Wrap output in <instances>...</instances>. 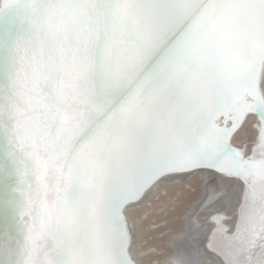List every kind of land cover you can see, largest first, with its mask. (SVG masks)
I'll return each instance as SVG.
<instances>
[{
  "label": "snow or ice",
  "instance_id": "obj_1",
  "mask_svg": "<svg viewBox=\"0 0 264 264\" xmlns=\"http://www.w3.org/2000/svg\"><path fill=\"white\" fill-rule=\"evenodd\" d=\"M0 133V264H137L128 209L205 168L243 184L212 250L264 264V0H5Z\"/></svg>",
  "mask_w": 264,
  "mask_h": 264
},
{
  "label": "bare ground",
  "instance_id": "obj_2",
  "mask_svg": "<svg viewBox=\"0 0 264 264\" xmlns=\"http://www.w3.org/2000/svg\"><path fill=\"white\" fill-rule=\"evenodd\" d=\"M4 3L5 0H0V6ZM248 120L251 121V126L248 129L250 132L249 140L251 142L246 144V146L245 144L243 145V143H236V141L233 142L234 145L245 146L246 152L238 149L243 151L245 156L252 152L257 139V118L250 115ZM4 148L5 138L3 133H0V202L3 201L1 192L2 187L5 186L10 188V186L16 181L15 176L6 175L5 173ZM189 174L190 173H177L169 176L162 182L163 184L159 183L151 188L143 200L136 203L135 206L143 203L154 191L160 189L166 191V189H164L165 187H173L175 185L173 183L174 179H181V183L179 182V186H181L179 190L182 191H186L185 184L186 187H188V185L192 187L193 185H190L191 183L194 184L196 181L203 180L201 186V200L195 202L193 206L190 207L191 209L184 214V222L181 223L183 227L179 229V232H171V234H169L171 238L168 239V245L171 246V249L167 248L165 254L157 257L159 258L157 264H187L188 261H194L195 264H223L222 258L218 256L212 248L213 246H223L224 235L216 231L211 234V229L214 227L215 223L219 228L225 230V228H227L225 224L231 226L235 219L239 217V205L242 200L243 184L239 180L221 175L214 170L206 168L193 172V174H197V176L198 174L201 175L202 179H199L200 177L198 176L193 179V182H189V179H187V177H190ZM7 194L15 196L14 193H10L9 191ZM14 215L13 211L8 207L4 208V212H0V240L3 239L6 231L12 230ZM169 227L168 223H166L165 226L159 225L156 232H161ZM151 247H153V249L155 248L154 251L160 249L158 246L148 244L147 246H142L140 251L147 254L146 251ZM150 251L152 250H149L148 253H150ZM133 252L138 258L137 260H139L140 257L138 252H136V250Z\"/></svg>",
  "mask_w": 264,
  "mask_h": 264
},
{
  "label": "rangeland",
  "instance_id": "obj_3",
  "mask_svg": "<svg viewBox=\"0 0 264 264\" xmlns=\"http://www.w3.org/2000/svg\"><path fill=\"white\" fill-rule=\"evenodd\" d=\"M250 126L251 121L248 120L243 129L235 135L234 141H236V143L251 142L249 140L250 132L248 130ZM189 175L190 177H187L189 182H193V179L198 176L200 177L199 179H202V176L199 174L198 176L193 173ZM180 181L181 179H174L173 183L175 185L173 187H165L164 189H166V191L162 189L154 191L143 203L136 206L134 205L128 209V214L134 224L135 230L134 247L132 248L133 251L136 250V252H138L140 257L139 260L142 264H157L159 260L157 257L165 254L167 248L171 249V246L168 245V239L171 238L169 234H171V232H179V229L183 227L181 223L184 222V214L191 209L190 207H192L195 202L200 201L202 198L201 186L203 180L196 181L194 184L191 183L190 185H193L192 187L189 185L186 187L185 184L186 191L179 190L181 187L179 186L181 183ZM130 212H132L133 215ZM166 223L170 226L168 229L156 232L159 225L165 226ZM148 244L158 246L160 249L154 251L155 248L153 249V247H151L149 249L152 250L150 253H148L149 250L146 251L147 254L142 253L140 249L142 246H147Z\"/></svg>",
  "mask_w": 264,
  "mask_h": 264
},
{
  "label": "water",
  "instance_id": "obj_4",
  "mask_svg": "<svg viewBox=\"0 0 264 264\" xmlns=\"http://www.w3.org/2000/svg\"><path fill=\"white\" fill-rule=\"evenodd\" d=\"M210 170H212V169H210ZM1 190H2L1 192H2V196H3V201L0 202V212H4V208L7 207L5 204V194L9 191V188L4 186V187H2Z\"/></svg>",
  "mask_w": 264,
  "mask_h": 264
}]
</instances>
